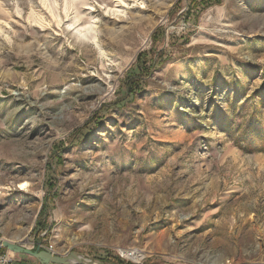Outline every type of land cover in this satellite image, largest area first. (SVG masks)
Listing matches in <instances>:
<instances>
[{
	"label": "rangeland",
	"instance_id": "obj_1",
	"mask_svg": "<svg viewBox=\"0 0 264 264\" xmlns=\"http://www.w3.org/2000/svg\"><path fill=\"white\" fill-rule=\"evenodd\" d=\"M0 239L264 264V0H0Z\"/></svg>",
	"mask_w": 264,
	"mask_h": 264
},
{
	"label": "bare ground",
	"instance_id": "obj_2",
	"mask_svg": "<svg viewBox=\"0 0 264 264\" xmlns=\"http://www.w3.org/2000/svg\"><path fill=\"white\" fill-rule=\"evenodd\" d=\"M85 8H87V7H85ZM18 187L20 189H22V190L30 191V183L27 182V181H25V180H23L22 182H20L19 185H18ZM3 189L9 190L8 187H3ZM120 253L125 258L131 259V260H135V261L139 260L142 257V255L137 250H135V249H132V250H120ZM70 257H72V258L71 259L70 258H67L66 259L67 262H70V261H73L75 263L82 262L81 261V257L80 258L79 257H75V256H70Z\"/></svg>",
	"mask_w": 264,
	"mask_h": 264
},
{
	"label": "water",
	"instance_id": "obj_3",
	"mask_svg": "<svg viewBox=\"0 0 264 264\" xmlns=\"http://www.w3.org/2000/svg\"><path fill=\"white\" fill-rule=\"evenodd\" d=\"M0 241H1V239H0ZM1 243V242H0ZM1 244H3L4 246H6L5 245V243H1ZM12 247H15L13 244H10ZM18 248V247H17ZM19 249L20 250H23L24 252H28L29 254H32V255H34V256H36V257H38V258H40V259H43V260H48L50 263H55V264H66V259H62V258H60V257H54V256H52V255H49V254H46V253H44V252H40V253H34V252H31L30 250H27V249H24V248H20L19 247ZM78 264H85V263H83V262H78Z\"/></svg>",
	"mask_w": 264,
	"mask_h": 264
},
{
	"label": "built area",
	"instance_id": "obj_4",
	"mask_svg": "<svg viewBox=\"0 0 264 264\" xmlns=\"http://www.w3.org/2000/svg\"><path fill=\"white\" fill-rule=\"evenodd\" d=\"M4 245L0 243V264H18L15 258L4 251Z\"/></svg>",
	"mask_w": 264,
	"mask_h": 264
},
{
	"label": "trees",
	"instance_id": "obj_5",
	"mask_svg": "<svg viewBox=\"0 0 264 264\" xmlns=\"http://www.w3.org/2000/svg\"><path fill=\"white\" fill-rule=\"evenodd\" d=\"M206 3L211 4V2H214L215 0H204ZM18 264H24L23 262H18ZM53 264V263H50Z\"/></svg>",
	"mask_w": 264,
	"mask_h": 264
}]
</instances>
